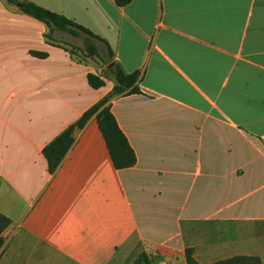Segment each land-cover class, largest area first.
Segmentation results:
<instances>
[{
    "label": "crops",
    "instance_id": "0c3cea01",
    "mask_svg": "<svg viewBox=\"0 0 264 264\" xmlns=\"http://www.w3.org/2000/svg\"><path fill=\"white\" fill-rule=\"evenodd\" d=\"M19 1L87 29L105 60L109 50L140 73L139 94L110 101L136 161L116 170L91 117L49 174L44 146L114 77L0 0V264H132L138 250L185 264L188 247L200 264H264V0ZM61 34L53 42L77 46Z\"/></svg>",
    "mask_w": 264,
    "mask_h": 264
},
{
    "label": "trees",
    "instance_id": "16d2710c",
    "mask_svg": "<svg viewBox=\"0 0 264 264\" xmlns=\"http://www.w3.org/2000/svg\"><path fill=\"white\" fill-rule=\"evenodd\" d=\"M5 1L8 5H17L19 3V10L22 13L45 24L48 28V32L44 35V37L47 41H52L54 46L64 49L72 58L77 61L86 62L87 60L94 61L96 59L102 61L103 64L106 65L107 72L114 77L115 84L109 94L96 102L74 123L66 127L46 146H44L42 149V154L46 160L49 174H53L55 172L67 152L73 146L75 142L73 135L74 132L76 130H81L91 117H94L97 122L98 129L104 140L113 167L116 170L132 167L136 161L135 154L129 146L125 136L119 129L117 122L110 111V101L113 98L121 96L139 94L140 91L137 87V83L140 79V73L135 71L126 74L116 63H113L112 66H109L111 63V52L108 50V54L104 55L105 58L107 57L105 60L96 48V42L93 40H96L97 38L93 36V34L87 29L67 20L63 16L50 12L30 2H20L19 0ZM114 2L118 6H124L128 4L129 0H114ZM53 30H59L74 37H78L80 33H82L84 36V48L82 49L79 46L53 42L51 37V32ZM31 54L37 58H44L46 56V54L39 52H31ZM87 81L89 86L94 89L100 88L104 85L102 79L90 73L87 74ZM8 225L9 220L0 215V249L3 245L1 233ZM193 252L194 250L191 247H188L184 250L185 264H200L195 260ZM132 264H152V259L144 251H140L132 261ZM211 264H262V262L258 257L254 256H232Z\"/></svg>",
    "mask_w": 264,
    "mask_h": 264
},
{
    "label": "rangeland",
    "instance_id": "374dc122",
    "mask_svg": "<svg viewBox=\"0 0 264 264\" xmlns=\"http://www.w3.org/2000/svg\"><path fill=\"white\" fill-rule=\"evenodd\" d=\"M83 35L80 34L78 37H72V36H69L67 34H61L60 38H62V40H65V41H68L70 43H73V44H76L77 46L81 47L82 49L84 48L83 46ZM105 67L102 68L103 71H105ZM140 251L138 250L135 254H134V258L137 256V254L139 253ZM158 264V263H157Z\"/></svg>",
    "mask_w": 264,
    "mask_h": 264
},
{
    "label": "water",
    "instance_id": "95a60500",
    "mask_svg": "<svg viewBox=\"0 0 264 264\" xmlns=\"http://www.w3.org/2000/svg\"><path fill=\"white\" fill-rule=\"evenodd\" d=\"M17 6L19 7V6H20V4L18 3V4H17ZM109 66H112V63H110V64H109Z\"/></svg>",
    "mask_w": 264,
    "mask_h": 264
}]
</instances>
